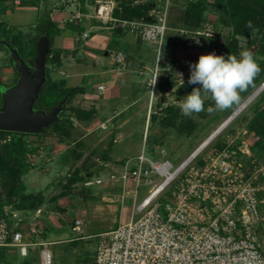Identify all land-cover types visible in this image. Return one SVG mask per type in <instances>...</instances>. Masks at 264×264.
Segmentation results:
<instances>
[{
    "label": "rangeland",
    "instance_id": "374dc122",
    "mask_svg": "<svg viewBox=\"0 0 264 264\" xmlns=\"http://www.w3.org/2000/svg\"><path fill=\"white\" fill-rule=\"evenodd\" d=\"M19 1V0H18ZM40 1V0H39ZM34 0L36 4L39 2ZM82 1V0H80ZM90 5L88 8H84L85 2L82 3L84 12L93 13L95 10L96 0H86ZM231 0H204V3L199 6L191 5L189 0H170L168 4V28L166 30V40L162 52V58L167 61L171 60L176 63L177 66L182 67L186 71V76L183 79H177L173 82L172 86L166 85L165 88L160 87L157 84V88L154 94L153 110L150 113L149 108L151 105V87L149 85L151 74L146 76L148 80L147 95L142 104L138 101L134 106L128 107L127 114L119 115L111 120L109 126L105 123V129L100 128L93 130L88 134L87 125L83 121L76 118L74 110L79 108L87 109L89 107H95L96 104H91L89 99L85 98L79 92L74 95L70 100L66 101V109L61 115V120L69 119L71 124L67 128L70 131L69 136H59V132H53L54 126L58 122H55L45 132L39 134L28 133L19 136L20 139L26 142V154L25 162L32 167L25 176L24 182L29 192H43L46 197V203L42 206L45 209H55L56 219L55 223L46 219L44 225L40 220H44V217L37 216V210L25 212H17L14 210V214L11 213V222L19 223L24 227L23 235L24 240L27 242L48 243L47 246L35 245L28 247L29 254L23 256L20 253L19 248L7 247L4 248V254L8 258L6 264H42L41 252L43 249L48 248L51 251L53 260L52 264H96V256L100 242L104 238V234L110 230L116 228L120 223H125L131 219L133 214V207L139 204L142 198L145 196L147 189L141 187L138 195L134 194V183H129V180L125 182L123 175L127 171L126 164L131 161H127L121 165L120 162H114L113 164H107L110 160H116L118 158L136 156L145 150L148 156H152L156 159H170L174 165L180 163L185 157L192 153L198 146L210 136H213L215 132L219 131L224 125L226 120H231L235 117L221 132L215 135L211 142L200 152V154L193 161V164L202 162L204 158H208L212 154H221L224 148L230 146L240 147L244 152H241L243 159V167L246 175H250L256 170L264 168V152L259 150V146H256V142L261 141L260 135L255 130H250L249 121L256 118L257 113L264 110V101L261 97H264V90L258 92L257 96L247 104L250 97L257 91L262 82H264V18L252 13L248 19L251 22V27L247 35L234 34L233 20L229 14H226L229 10V3ZM238 0H235V2ZM6 2V5L3 4ZM13 0H6L0 3V15L5 12L12 11L19 20L17 24H12L11 21L2 20L0 17V37L7 34L10 36L12 42H15L16 47L20 52L28 57V62L33 64L36 56L33 57L34 48L42 32H47V26L44 22H36L37 13L35 8L24 7L21 0L18 6L11 4ZM46 2V1H45ZM49 4L59 6V10L64 9L67 5L66 19H79L78 8L80 4L78 0H47ZM121 2H126L122 0ZM166 0H127V5H149L151 10L154 8L163 9L166 5ZM46 6V3H44ZM50 4V7L53 6ZM119 4V3H118ZM22 6V7H21ZM28 6V5H27ZM31 6V5H30ZM38 6V5H37ZM117 7V6H116ZM226 8V10L223 9ZM42 8V14L44 8ZM61 8V9H60ZM119 8V6H118ZM82 10V11H83ZM228 10V11H227ZM115 12V10H114ZM36 13V15H34ZM189 22L199 21V27H193L186 25L185 20ZM87 17H82V20L78 25H74L73 21H67L71 28L75 30L76 34H83L82 31L87 27L89 28ZM186 18V19H185ZM97 22L102 25L111 26L119 31V37L114 36L112 42L109 45V51L122 50L126 56V67L135 66L136 57L138 53L144 55V61L155 67L157 51L153 43L145 42L141 39L140 35H136L129 31H125L119 22H103L102 19L96 18ZM223 19L224 23L220 21ZM35 22L37 24H35ZM112 23L114 25H112ZM187 23V24H188ZM201 23V24H200ZM214 25L216 32L219 33V38L216 40L202 39L196 46H189L188 40L191 37L192 31L195 29H205L208 26ZM185 29L186 34L181 35V30ZM129 35H135L139 38L140 43H135L129 48L130 45L125 44L124 37ZM81 43H89L83 36L79 37ZM114 40V42H113ZM81 44V45H82ZM140 47L142 51L140 50ZM251 51L254 54V58L260 65L261 72L255 78L254 83L246 91L242 92L241 100L239 104L233 105L232 108L226 111H217L209 115L207 108L214 106V102L211 99L205 100V111L199 114L193 113L192 116H184L179 108V102L189 94L193 88H199L201 85L188 84L190 76V63L198 62V58L202 54L215 53L216 55H223L225 58L229 54L239 55L242 51ZM21 52V53H22ZM99 54L104 59V51L100 50ZM135 54V55H134ZM70 57L65 58V70L72 72V61ZM10 57L8 49L0 46V108L3 107L4 98L3 90L15 85L19 79V74L14 66V61ZM129 61V62H128ZM74 62V61H73ZM128 63L130 65H128ZM49 64L51 69L57 67L58 64L48 62V72L50 74V81L46 83L41 93L40 100L37 105L40 108L51 110L58 105L65 97L69 95L61 96V90L68 89L70 82L74 78L66 77L67 83H64L60 89L55 88L53 85V72L49 70ZM98 66L92 67V63H89V70H99L102 65L97 61ZM83 68L84 64L81 65ZM91 71V72H92ZM97 79H92L93 82L88 83L93 77L83 76V83L80 84L84 87V91L88 86L93 88L97 86ZM145 78V79H146ZM76 79V78H75ZM90 84V85H89ZM186 84L190 90L180 91V87ZM97 90V88H96ZM161 97V101H158ZM133 98L128 102H132ZM58 101L57 104H55ZM90 101V102H89ZM127 100L122 101L114 100L111 104L103 103L100 106L101 114L99 115L101 120L108 119L114 114V110H121L126 106ZM175 107L174 112L177 114L176 126L167 125V117L169 111L166 107ZM74 108V109H73ZM179 108V110H177ZM100 110H98L99 112ZM178 111V112H177ZM128 113L130 115H128ZM150 113V114H149ZM132 115V116H131ZM234 115V116H233ZM116 116V115H115ZM157 116L156 120L155 117ZM61 123V122H60ZM194 124L193 130H189L191 125ZM179 124H183L187 131H181ZM186 124V125H185ZM60 125V124H59ZM62 126V124H61ZM64 126V125H63ZM220 126V127H219ZM102 127V126H101ZM65 129V126L62 127ZM191 129V128H190ZM61 131L62 130L60 128ZM90 131V130H89ZM119 134V135H118ZM147 137L145 145L144 138ZM10 140H14L11 133L5 132L0 136V153L4 152L3 145ZM118 140V141H115ZM234 141V143L228 142ZM223 146V147H222ZM216 154V155H217ZM2 155V154H1ZM108 157V158H107ZM135 158V157H134ZM133 159V158H131ZM130 164L133 166L136 164V159ZM92 174L89 175V173ZM76 172L85 174L84 180L76 181L69 191H67V185L70 184V180L76 176ZM115 174L118 176L115 180L108 181V176ZM101 178L104 182L102 185L95 184L93 186H86L85 182L88 179ZM154 178V177H153ZM130 179V178H128ZM108 183V184H107ZM124 190L131 192L130 198L125 200L122 206L121 200L118 203V211L113 212L108 209L101 208L99 197L106 195L108 190ZM0 191L1 187H0ZM67 192V196L71 198L69 203L64 199L67 196L59 197L55 202L49 201L51 197L60 195ZM65 195V194H64ZM137 197V201L135 199ZM68 200V199H67ZM66 200V201H67ZM88 204L90 201V207L88 211L86 208H79V210L85 209V212L76 210V204L80 203ZM106 204L107 202H101ZM10 210V206L6 209ZM64 209V210H63ZM63 210V211H62ZM86 214V216L84 215ZM27 215V216H26ZM85 218V225L79 231H74L73 226L77 219ZM136 219L140 217V214H136ZM82 220V219H81ZM48 221V222H47ZM258 232L264 235L263 225L258 229ZM262 245L264 248V236H262Z\"/></svg>",
    "mask_w": 264,
    "mask_h": 264
},
{
    "label": "built area",
    "instance_id": "2783aa9c",
    "mask_svg": "<svg viewBox=\"0 0 264 264\" xmlns=\"http://www.w3.org/2000/svg\"><path fill=\"white\" fill-rule=\"evenodd\" d=\"M166 1L164 10L154 8L149 12V20L115 16L116 3L113 0H96L94 11V18L105 23L119 22L126 32L140 35L143 41L155 45L156 64L149 83L150 113L161 78L173 74L177 80L186 76L182 67L162 58L170 0ZM14 2L19 4L18 0ZM98 6L104 8L97 11ZM184 33L186 30L182 29L181 35ZM216 35L214 25L195 29L188 40L189 46H196L200 40ZM84 37H88L87 32ZM113 59L121 67H126L123 52H116ZM155 78L156 83L152 85ZM99 88L104 89V86ZM258 89L264 90V82ZM102 127L105 128V123ZM213 138L204 141L177 165L168 158L150 157L145 150L134 158L135 165L126 164L128 168L123 180L133 181L136 196L141 187L147 192L139 204L135 203L130 220L104 234L96 264H264L261 239L264 235L258 232L262 225L264 228V168L246 175L242 169L243 149L230 146L221 154L212 152L202 162L193 164ZM201 147L203 149L199 152ZM116 178L115 174L109 176L110 180ZM103 182L101 178H90L85 184L93 186ZM6 212L9 213L8 208ZM137 213L140 217L136 219ZM82 226L83 220L77 219L73 230L79 231ZM23 230L18 222L1 218L0 248H19L20 253L27 256L28 247L48 245L25 241ZM41 257L42 264H52L53 257L48 248L42 250Z\"/></svg>",
    "mask_w": 264,
    "mask_h": 264
},
{
    "label": "crops",
    "instance_id": "0c3cea01",
    "mask_svg": "<svg viewBox=\"0 0 264 264\" xmlns=\"http://www.w3.org/2000/svg\"><path fill=\"white\" fill-rule=\"evenodd\" d=\"M10 1V0H9ZM15 0H13V2L11 4L18 6V4H15L14 2ZM20 1V0H19ZM22 1V0H21ZM28 1V0H27ZM46 1V2H45ZM116 3V6L114 8V10L116 11V9L118 8V6L120 7V2L118 0H113ZM79 4H80V9L78 8V14L80 15L79 19H76L75 21L73 19H66V16L68 15L66 13V9L68 7V5L62 9L59 10V6L57 5H51L53 6V8L50 7L49 2H47V0H40L37 4H34L33 1L30 3V5L28 6H24V7H32L35 8V12L37 13L36 16V22H44V24H46L47 26V32H42L43 34H48L51 38L52 44H51V48H52V53H60V62L61 65H57V67L51 69V66L49 64V70L51 69V71L53 72V85L56 88H60L64 83H67L66 81V77H70V78H74V80H72L70 82V86L67 87L68 89L70 88H76V87H81L80 84L83 83L84 79L83 76L87 75V77H93L91 78V80L88 81V83L93 82L92 79H97V86H94L93 88H91V86H88L84 92H79L81 95H83L85 98L89 99L91 102V104H96L95 107H89V108H85L84 110H92V118H90V120L85 121V120H81L83 121L84 124H86L87 126V131L88 134H90V132H92L93 130L95 131L96 129L100 128V129H104L105 128L101 127L102 123H108L109 126L110 122L112 119L118 117L119 115L122 114H127V110L134 106L138 101H140V103L142 104L143 100L148 97L147 95L149 94V90H148V80L146 78V76L148 77V75L151 74V70H153L154 68L152 67V65H150L149 63H146L144 61V55L142 54V52L140 54H134L136 57V64L135 66H131L129 68H123L121 67L120 64L116 63L114 61V54L116 52H123L122 50H116V51H109V45L112 42V38L114 36H116L117 38L119 37V31L112 28L111 26H107V25H102V23L97 22L96 18H94V14L93 13H89V12H84L83 8H82V3L80 0H78ZM85 5L83 6L84 8H88L87 1L85 0ZM1 3V2H0ZM21 3V2H20ZM44 3H46V6L44 8L43 5H45ZM119 3V4H118ZM3 4L6 5V2H3ZM38 5V6H37ZM41 6L44 8L43 14L42 12V8ZM22 7V6H21ZM96 8V5H95ZM61 9V8H60ZM121 9V7H120ZM83 10V11H82ZM95 11V10H94ZM36 13H34V15H36ZM115 15V12H114ZM86 16L88 23H89V28H85L82 33L76 34L75 30L71 29V28H75L74 26H71V21H73L74 25H78L79 22L82 20V17ZM116 16V15H115ZM2 20H8L11 21L12 24H17V22L19 21L16 17V15L13 14L12 11H9L8 13L5 12L3 15H0ZM117 17H120L117 16ZM67 21H70V23H67ZM35 22V24H37ZM88 33V37H84V33ZM83 36L86 40L89 41V43H81V40L79 37ZM125 39V44L130 45L129 48L132 47L133 44L135 43H140V45L143 42H140L139 38H137L135 35L131 36L129 35V37H124ZM114 42V40H113ZM82 44V45H81ZM102 50L104 51L105 54V58L103 59L101 57V55L99 54V51ZM140 50L142 51L141 47ZM66 57H70L73 60L72 61V72H70L71 74H69L68 71L65 70V64L64 62L66 61L65 58ZM74 61V62H73ZM97 61L102 65L99 70H89V63H92V67H96L98 66ZM129 62V61H128ZM84 64L85 67L83 68L81 65ZM128 65H130L128 63ZM47 70H48V66H47ZM92 71V72H91ZM48 75L50 77V74L48 72ZM76 78V79H75ZM146 78V79H145ZM90 85V84H89ZM104 86V89H100V86ZM97 88V90H96ZM78 94V93H77ZM75 94V95H77ZM74 97V96H73ZM151 97V96H150ZM133 98L132 102H128L129 99ZM114 100H119L122 101V99L127 100L126 106L123 107L121 110H114V114L109 117L108 119L104 120L100 118V114H101V109L100 106L103 103L106 104H111ZM89 101V102H90ZM159 101V100H158ZM129 107V108H128ZM83 109V108H81ZM98 110H100L98 112ZM116 115V116H115ZM128 115H130L128 113ZM132 116V115H131ZM90 130V131H89ZM119 135V134H118ZM146 138H144V144L146 142ZM118 141V140H115ZM134 156H126L123 158H118L116 160H110L109 158V162H105L106 165L107 164H113L114 162H120L121 165L124 164L125 162H127L128 160H132L130 163H132L134 160ZM108 158V157H107ZM133 158V159H131ZM111 175V174H110ZM109 175V176H110ZM108 176V179H109ZM110 181V179L108 180ZM108 184V183H107ZM102 185V184H100ZM117 190H111L109 189L108 192L106 193V195H103L101 197H99V201H95V202H107L106 204H103L100 202V207L104 208L105 210L109 208V210L111 211H118V203L121 200L122 202V206L123 203L125 202V200L127 199H131L130 195L131 192H124V190H119L118 192H116ZM68 198L64 199L65 202L69 203V200L71 198H69V196H67ZM68 199V200H67ZM67 200V201H66ZM80 203L76 204V210L81 211V212H85V209L79 210V208L83 207L86 208L88 211V208L90 207V202L88 204L85 203H81V201H79ZM84 204V205H83ZM83 205V206H80ZM124 207V206H123ZM46 207H43V209ZM42 209V206L40 208L37 209V216H41L44 217V220H40L43 225H44V221L46 222V219L49 220L50 222L55 223L54 220V216L56 219V214H55V210L51 209V210H47L45 209V212H43L44 210ZM64 210V209H63ZM19 212V211H17ZM86 216V214H84ZM27 216V215H26ZM80 219L83 220V225H85V218L83 219V217H81ZM57 220V219H56ZM48 222V221H47ZM29 254V253H28ZM22 255V254H21Z\"/></svg>",
    "mask_w": 264,
    "mask_h": 264
},
{
    "label": "trees",
    "instance_id": "16d2710c",
    "mask_svg": "<svg viewBox=\"0 0 264 264\" xmlns=\"http://www.w3.org/2000/svg\"><path fill=\"white\" fill-rule=\"evenodd\" d=\"M6 1V0H0V2ZM34 0H22V5L27 6L30 5V3ZM39 1V0H36ZM85 0H82L81 2L84 3ZM121 4L120 7L116 9L115 15L116 16H122L125 18H141L145 17L149 20L148 14L151 11V7L149 5H127V0L126 2H121L122 0H118ZM204 3V0H200L198 2H191V5L194 6H199ZM229 8L228 12L226 14H229L231 19L233 20V27H234V34L236 35H247L250 27L248 26V19L249 17H252L251 14L255 13L259 15L260 17L264 18V0H238L235 2V0H231L229 3ZM224 10H226L225 7H223ZM188 19L185 20L186 25H190L193 27H199V21L197 22H189V16H187ZM221 22H223V19H220ZM190 24H189V23ZM225 22V21H224ZM223 22V23H224ZM188 23V24H187ZM201 24V23H200ZM10 36H7V34H4V36L0 37L3 39H6L12 46L15 45V42H12L11 39L9 38ZM219 38V33H217L215 38H211L210 40H216ZM14 44V45H13ZM1 47H5L0 43ZM16 47V46H15ZM22 52V51H21ZM36 49L34 48L33 51V57L35 56ZM22 56L28 60V57H26L23 52L21 53ZM60 53H52L49 57V63H55L58 65H61L60 62ZM34 59V58H33ZM13 62V61H12ZM14 63V62H13ZM172 64H176L174 62H171ZM50 81V77L48 75V82ZM176 79L174 78L173 74L169 77H162L160 80V87L165 88L166 85L172 86L173 82H175ZM195 87V85H193ZM56 88V87H55ZM60 89V88H58ZM184 90H190V88L184 84L183 86L180 87L181 93H183ZM78 92H84V87H76V88H70V89H65L61 90V96L64 97L65 95H69L68 100H70L75 94ZM261 100L264 101V97H261ZM161 101V97L159 99ZM58 101L55 103L57 104ZM57 106V105H55ZM175 107H166V110L169 111V116L167 117V125L169 126H176L178 123H176L177 120V114H175ZM74 109V108H73ZM179 110V108H177ZM178 112V111H177ZM74 113L76 114V118L88 121L90 118H92V110H84V109H75ZM157 116L155 117L156 120ZM61 122V123H60ZM60 124V125H59ZM62 124V126H61ZM71 122L69 119L65 120H60L59 123H57L56 126H54L53 132H59V136H69L71 133L68 130L69 128L67 127ZM193 124V123H192ZM65 126V129L62 128ZM186 125V124H185ZM181 128V131H187L193 130L194 124L186 130L183 124H179ZM249 129L250 130H255L256 133H258L261 137L258 141L256 142V146H259V150H262L261 152H264V110L260 111L257 113L256 118L249 121L248 123ZM62 130L65 131H61ZM68 128V129H67ZM9 132L13 135L14 140L7 141L3 147H4V152L0 153V219L1 218H6L10 219L11 218V212L14 210L21 211V212H29L31 211H36L38 208L43 206L46 203V197L43 192H29L27 190V187L24 182V176L32 170V167L29 166L25 162V154L27 151L26 147V142L22 139L19 138V136L28 134V133H23V132H12V131H2L0 130V136L5 133ZM223 147V146H222ZM2 154V155H1ZM92 174L89 173V175ZM86 177L85 174H82L81 172H76V176H74L70 180V184L67 185V191H69V186L73 185L76 181H82ZM65 194V195H64ZM67 192L65 191L64 193L51 197L49 201L52 200V202H55L59 197L62 196H67ZM10 206L9 213L6 212V207ZM55 210V209H53ZM63 211V210H62ZM11 220V219H10ZM4 248H0V264H6L8 258L4 254Z\"/></svg>",
    "mask_w": 264,
    "mask_h": 264
},
{
    "label": "water",
    "instance_id": "95a60500",
    "mask_svg": "<svg viewBox=\"0 0 264 264\" xmlns=\"http://www.w3.org/2000/svg\"><path fill=\"white\" fill-rule=\"evenodd\" d=\"M14 61L19 74L15 85L3 90L4 104L0 108V130L39 134L45 132L53 123L61 120L66 109L68 96L51 110L38 107L44 86L48 82V61L52 54L51 38L48 34L39 37L36 56L31 65L18 47L0 38ZM257 89L255 93H258ZM234 116V115H233Z\"/></svg>",
    "mask_w": 264,
    "mask_h": 264
},
{
    "label": "clouds",
    "instance_id": "9594fccd",
    "mask_svg": "<svg viewBox=\"0 0 264 264\" xmlns=\"http://www.w3.org/2000/svg\"><path fill=\"white\" fill-rule=\"evenodd\" d=\"M248 26L251 27L250 21ZM189 68L188 84L201 85L199 88H193L179 102L181 113L189 117L193 113L199 114L205 111L206 99L214 102V106L207 108L209 115L217 111H226L233 105L239 104L240 94L253 85L255 78L261 72L254 54L248 50L242 51L239 58L233 54H229L227 58L215 53L202 54L198 62L189 64ZM156 78L152 85L156 83Z\"/></svg>",
    "mask_w": 264,
    "mask_h": 264
},
{
    "label": "bare ground",
    "instance_id": "6f19581e",
    "mask_svg": "<svg viewBox=\"0 0 264 264\" xmlns=\"http://www.w3.org/2000/svg\"><path fill=\"white\" fill-rule=\"evenodd\" d=\"M104 7L103 6H98V8H97V11L99 10V11H101L102 9H103ZM108 9H110L111 7L110 6H108L107 7ZM257 94L258 93H254L251 97H250V100L249 101H247V104L250 102V101H252L256 96H257ZM235 117H236V115L234 116V117H232L231 118V120L229 121V122H227V123H225L221 128H220V130L219 131H217V132H215V134L213 135V136H211V137H209L208 139H211V138H213L216 134H218L219 132H221L222 130H224V128L233 120V119H235ZM220 127V126H219ZM207 143V142H206ZM205 145V144H204ZM204 145L202 146L203 148H204ZM207 145V144H206ZM201 147V149L199 150V152L203 149ZM198 154V153H197ZM196 154V155H197Z\"/></svg>",
    "mask_w": 264,
    "mask_h": 264
},
{
    "label": "flooded vegetation",
    "instance_id": "af4514ba",
    "mask_svg": "<svg viewBox=\"0 0 264 264\" xmlns=\"http://www.w3.org/2000/svg\"><path fill=\"white\" fill-rule=\"evenodd\" d=\"M31 64V63H30ZM32 65V64H31Z\"/></svg>",
    "mask_w": 264,
    "mask_h": 264
}]
</instances>
